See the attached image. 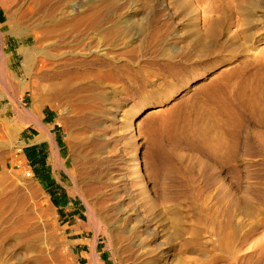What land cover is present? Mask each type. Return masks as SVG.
<instances>
[{
  "label": "rangeland",
  "instance_id": "1",
  "mask_svg": "<svg viewBox=\"0 0 264 264\" xmlns=\"http://www.w3.org/2000/svg\"><path fill=\"white\" fill-rule=\"evenodd\" d=\"M11 11L26 33H0V264H264V0ZM10 103L52 124L55 155L23 157Z\"/></svg>",
  "mask_w": 264,
  "mask_h": 264
},
{
  "label": "bare ground",
  "instance_id": "2",
  "mask_svg": "<svg viewBox=\"0 0 264 264\" xmlns=\"http://www.w3.org/2000/svg\"><path fill=\"white\" fill-rule=\"evenodd\" d=\"M12 2H14V0H0V15L4 14L2 20H0V33L10 23L12 24V27H11V30H9V33L14 36H23V34L26 33V30L21 28L20 25L18 24V18L15 16L16 14L12 11L11 12L14 14V16L10 12L6 13L8 5H10ZM247 18L250 20L248 16ZM34 48L32 46H22L17 49L23 55V60L20 63V71L24 72L25 74H28V70L32 66L33 60L31 59L35 51ZM1 50H0V75H3V73H9V74L13 73L12 75H14V71H11L8 68L10 65H13L14 60L13 61L8 60V56H7L8 52H5L4 50L1 51ZM258 53H263L262 56L264 58V52H262V50L259 51ZM16 104L17 106L20 105V103H16ZM17 106L14 105L13 103H10V106H9L10 112L13 113L16 117H18L21 120L25 118L26 121L32 124L34 126L33 127V130H34L33 139L35 138V140H38L39 142L40 141L47 142L51 149V151L48 154L50 155L51 153L50 156H52V154L55 155L56 145L54 144L48 130L46 129V126L44 127L42 123L44 119L41 117V115L39 114L37 116V112L33 106L26 107V108L22 107L21 109ZM147 108H148L147 105L143 106L137 112V114L147 110ZM137 114H135L134 117H136ZM131 124H132V120H131ZM138 167L139 165L136 166L137 169ZM26 175L27 176L33 175L32 170L27 169ZM120 219L121 217L118 218L119 220L118 223H120Z\"/></svg>",
  "mask_w": 264,
  "mask_h": 264
},
{
  "label": "crops",
  "instance_id": "3",
  "mask_svg": "<svg viewBox=\"0 0 264 264\" xmlns=\"http://www.w3.org/2000/svg\"><path fill=\"white\" fill-rule=\"evenodd\" d=\"M29 107H32L31 105ZM11 115H13L14 118H16L17 120H19L18 117H16L13 113H11ZM22 120H25L22 119ZM44 127L46 126V129L48 130L54 144L58 143V137H57V134L55 133V131L52 128V124L46 122L45 120L42 121ZM30 128L29 129H32L29 130L28 128H25L23 133L21 134V140L20 142L22 141V144H23V157L26 158L27 160H40L41 159V156L42 155H46L45 153H43L41 151V149H43L44 147L43 146H48V143L47 142H44V141H38V140H35V138L33 139V134H34V130H33V125L29 123ZM26 130V131H25ZM28 147H32L30 149H26ZM30 152V156H28L27 154Z\"/></svg>",
  "mask_w": 264,
  "mask_h": 264
}]
</instances>
